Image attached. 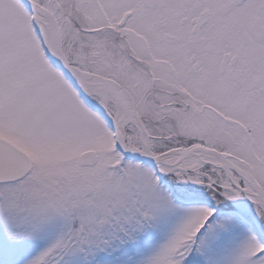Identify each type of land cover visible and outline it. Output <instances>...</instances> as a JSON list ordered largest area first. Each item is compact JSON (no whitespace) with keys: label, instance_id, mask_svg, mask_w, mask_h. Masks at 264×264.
<instances>
[{"label":"snow or ice","instance_id":"1","mask_svg":"<svg viewBox=\"0 0 264 264\" xmlns=\"http://www.w3.org/2000/svg\"><path fill=\"white\" fill-rule=\"evenodd\" d=\"M0 264H264V0H0Z\"/></svg>","mask_w":264,"mask_h":264}]
</instances>
